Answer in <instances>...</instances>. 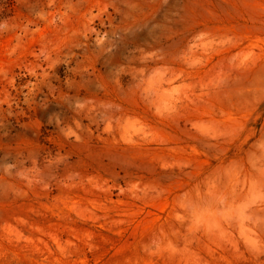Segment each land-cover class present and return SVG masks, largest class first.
<instances>
[{
  "label": "rangeland",
  "instance_id": "rangeland-1",
  "mask_svg": "<svg viewBox=\"0 0 264 264\" xmlns=\"http://www.w3.org/2000/svg\"><path fill=\"white\" fill-rule=\"evenodd\" d=\"M0 264H264V0H0Z\"/></svg>",
  "mask_w": 264,
  "mask_h": 264
}]
</instances>
